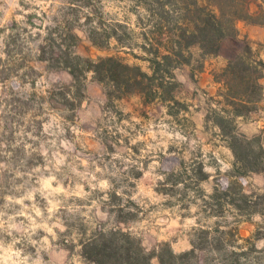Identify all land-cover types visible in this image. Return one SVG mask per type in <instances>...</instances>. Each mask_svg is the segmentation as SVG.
Here are the masks:
<instances>
[{
	"label": "clouds",
	"instance_id": "obj_1",
	"mask_svg": "<svg viewBox=\"0 0 264 264\" xmlns=\"http://www.w3.org/2000/svg\"><path fill=\"white\" fill-rule=\"evenodd\" d=\"M132 3L133 0H123L122 5L120 0H92V6L85 7L83 0H0V72H8V80L0 83V264H97L99 257L94 249L113 236L140 239L146 252L155 246L157 255L151 258L150 264H161L160 254L165 245L173 256L190 251L191 234L202 228L211 230L215 225L217 218L205 219L202 211L204 201L212 194L211 180L217 172L209 164L214 159L223 174L233 171V165L238 162L229 146L230 137H224L218 125L210 124V130L203 131V113L193 134L190 126L178 123L177 118L167 114L166 106L145 119L136 111L138 103L125 106L113 96V107L106 106L108 122L97 133L82 132L80 125L84 119L70 123L65 119L68 113L49 110L47 97L51 86L43 75L35 88L31 81L19 87L18 77L27 70L19 66L23 55L29 49L33 55H39L38 46L46 43L50 33L60 44L64 22L75 19L69 14L70 9L78 10L79 24L73 28L74 34L91 43L90 30L103 34L108 24L128 14L127 7ZM95 9L103 14L106 21L103 27ZM141 12L147 16L143 9ZM89 16L93 21L85 25ZM135 21L136 17L131 16L130 26ZM57 28L59 32L52 31ZM17 34L27 48L24 54L10 58L5 42ZM29 37L35 40L34 44ZM109 44L115 46L116 38ZM60 47L64 49L65 45ZM75 55L73 51V58ZM81 67L80 81L91 87L98 74L95 68ZM9 82L17 85L12 96L5 91ZM32 92L45 98L44 113L36 117L41 122L38 134L36 127L29 123L32 113L21 116L12 110V103L5 104V99L11 101L13 96L18 100L27 99ZM75 94L76 89L70 86L65 93L67 101L76 103ZM133 98L135 94L128 99ZM260 103L264 105V99ZM80 108L85 119L100 115L96 105H90L87 99L80 102ZM118 111L124 112V117L118 116ZM250 117H234L237 131L233 135L241 141L261 135V146H264V110L251 113ZM105 129L106 142L97 138ZM253 148L259 150L256 145ZM172 157L184 160L185 167L177 164L172 172L161 174L162 159ZM200 162L210 177L199 185L205 192L202 198H198L196 191L185 189V184L190 183L187 178L183 183H175V197L157 194L160 185L172 188L169 180L172 174L186 172L195 181L193 169ZM185 192L187 198L181 199ZM169 201L174 207H165ZM185 204L187 208L183 207ZM231 211L235 213V209ZM226 219L230 228L238 226L250 231L259 228L264 232V216L260 214L251 216V226L244 217L226 214ZM252 245L257 250L252 255L264 257V239L257 240L255 236L251 244L238 238L228 251L247 253ZM216 255L213 251L212 256ZM239 260L243 264V256Z\"/></svg>",
	"mask_w": 264,
	"mask_h": 264
},
{
	"label": "trees",
	"instance_id": "obj_2",
	"mask_svg": "<svg viewBox=\"0 0 264 264\" xmlns=\"http://www.w3.org/2000/svg\"><path fill=\"white\" fill-rule=\"evenodd\" d=\"M137 2L139 9L135 24L141 30L140 42L135 41V36L131 38V42L134 43H126L122 36L115 35V38L121 47L131 50L135 59L145 62L146 68L142 64L126 63L114 56L97 60L81 56L76 51L80 38L73 32L75 26L65 21L63 32L60 34V44L65 45V48L61 49L60 44H57L50 33L46 43L38 46L39 55H35L34 59L44 63L47 61L48 69L64 70L71 76L70 83H58L51 87L47 97L49 106L75 110L80 102L86 99L87 86L80 81V77L83 76L81 66H86V69L95 68L99 77L95 81L104 87L109 101L113 96L120 100L135 94L145 104H158L170 109L176 106L178 112H187V105H184L176 95L181 84L176 78L175 71L181 66H189L193 76L203 72L205 58L220 55L225 41H233L239 47V53L228 60L215 78V82L220 83L224 91L219 96L223 98L225 107L212 108L210 112L212 116L207 117L205 121L218 125L223 136L230 137L229 146L238 162L233 165V171L225 174L227 183L229 182L228 190L233 195L231 204L248 213L264 216V202L261 203L264 193L247 194L239 185V179L250 173L264 176V146H261V136L245 138V141H241L233 135L237 131L235 116L248 117L251 113L264 110V106L260 103L264 99V85L261 83L264 61L256 56L247 40L239 38L237 29V23L240 21L264 26V10L252 14L251 0H138ZM141 9L147 13V16L143 15ZM119 26L127 29L123 24ZM52 31L60 30L57 28ZM94 42L96 44L93 40ZM26 47L27 44L19 34L8 37L5 42V51L10 58L24 54ZM134 48L139 49L143 54L134 53ZM73 51L76 52L74 58ZM28 57V53L23 55L19 66L27 70L18 79L20 85H23L34 78L31 85L35 88V80L41 74L31 65L33 59L29 60ZM69 68L71 71L68 70ZM5 80H8V72H0V83ZM9 83L16 85L15 82ZM70 86L76 89L74 96L76 103L67 101L65 97ZM32 95L37 96V93L33 92ZM40 98L45 100L42 95ZM253 145L259 150L256 151ZM201 165L200 163V167ZM219 187L217 183L212 197H218ZM235 195L237 198H234ZM204 233L209 234L206 230ZM141 243L140 239L131 236L123 238L113 236L111 240H104L94 249L95 255L99 257L97 264H150L151 258L157 255L156 249L146 252L141 247ZM194 252L193 245L189 252L173 256L170 248L165 245L160 254L161 264H178L185 255H194Z\"/></svg>",
	"mask_w": 264,
	"mask_h": 264
},
{
	"label": "rangeland",
	"instance_id": "obj_3",
	"mask_svg": "<svg viewBox=\"0 0 264 264\" xmlns=\"http://www.w3.org/2000/svg\"><path fill=\"white\" fill-rule=\"evenodd\" d=\"M137 1L138 0H133V3L127 7V13L130 15L125 14L123 17L116 18L114 24H108L107 29L103 32V34L97 33L94 29L90 30L88 40L91 41V43H87L79 37L80 41L76 48L77 53L81 56L88 57L93 60L114 56L124 60L126 63H138L142 64L143 67L146 68L147 64L145 62H141L135 59L130 52L131 50L127 47H121L117 40L115 46L109 44V41L113 37H115V35L122 36L125 39L126 43H130L132 41L131 38L133 36L136 37L135 41L137 43L140 42L139 33L141 32V30L136 26V24H134V26H130V24L132 23L131 16H135L137 20V9H139ZM73 2H75V0H73ZM97 2H99V0H97ZM120 4H123V0H120ZM83 6L91 7L92 0H83ZM117 7H120V5H117ZM261 10H264V0H251L250 12L252 14H257ZM94 11L95 15L100 18L99 23L101 27H103L106 23V21L103 19V14L99 11V9H95ZM69 14L73 15L75 19L74 21H68V23L74 26L78 25V10L74 8L70 9ZM121 19L123 20V22H120ZM92 21L93 17L89 16L85 19L84 24L90 25ZM120 24L125 25L127 29H124V27L119 26ZM137 29H139V31H137ZM237 29L239 32V38L247 40L255 51L256 56L264 61V26L240 21L237 23ZM24 31H27V29H25ZM93 40L96 41V44L95 42L93 43ZM29 41L33 44L35 43V40H33L31 37H29ZM134 53L141 54L140 51L137 52L135 50ZM237 53H239V47L233 41L227 40L223 45V49L220 55L207 56L205 58L203 72L195 74L193 76L189 66H181L179 69H177L175 71V75L181 85L176 91V95L184 105H187L188 110L187 112H178V107L174 106L171 109L167 108V114L177 118L178 123H183L186 126H190L194 134L198 125L201 123V114L203 113V131L205 133L208 132L210 130L211 122H206L205 120L207 117L212 116L210 114L211 109L213 108L212 105H216L215 109L225 107L223 98L219 96V94L223 93L224 91L222 89L221 84L215 82V78L226 66L228 60L232 59ZM28 55L29 60L33 59V61L31 60V65H33L35 69L41 74L37 79L35 78V81L39 80L40 77L43 75L45 80L49 83L51 87L58 83L68 84L71 82V80L68 79V77H71L68 72L64 70L48 69L46 63L34 60L35 55H33L32 50H28ZM32 79L30 81H32ZM23 85L19 84V87L23 88ZM16 87L17 85H12L8 83L5 86V91L9 96H12L13 90ZM32 93L30 96H28L27 99L21 98L18 100L15 96L12 97L11 101L5 99V104L7 105L8 103H12V110L18 115L24 116L28 113H32V120L29 123L30 125H34L36 127L38 134L41 127V122L37 120L36 117L43 115L44 113V109L42 107L44 100L40 98L41 95H39L37 92V96H33ZM86 94V99L89 101V104L96 105V107L100 110V115L98 117H95V119H93V117H88L87 119H85L84 112L83 110H81L80 105L75 110L55 107L52 108L50 106L49 110L61 113H68V115L65 116V119L68 120L70 123H76L81 119H84V123L80 125V130L82 132L97 133V130L102 128L103 125L108 122V117L105 115L107 107H113V105L111 101L107 99L104 87L96 81H94L91 87L87 86ZM132 96H127L123 99H120V101H122L125 106H127V104L129 103L133 105H136L138 103L139 106L136 108V111H138L139 114L145 119H148L150 117V113L159 112L162 107H165L158 104H145L142 102L140 97L136 95V98L128 99ZM175 113L177 114L175 115ZM181 113H184V115L181 116ZM34 114L36 116H34ZM117 114L120 117H124L125 115L124 112L119 111L117 112ZM131 114L132 112L129 111L128 115ZM248 118H251L250 115L248 116ZM118 122L119 119L117 123ZM21 123H23V121H21ZM93 123H95L96 125L95 128L93 127ZM28 130H31V127ZM68 138H72L70 133L68 135ZM97 138L102 139V141L106 142L108 139L107 130L105 129L103 132H99L97 134ZM193 138L196 137L194 136ZM109 150L112 151L113 149L110 148ZM200 163L202 164L201 167ZM200 163H197L195 168L193 169V175L196 176L195 181H192V177L187 176L186 172L180 175L172 174L169 176V180L173 184L172 188H165L163 185H160V189H157V194L175 197L177 195L175 183H183L184 179L187 178L190 183L185 184V189H192L193 191H196L198 198H202L205 195V192L202 188H200L199 185L201 182L209 181L210 177L209 174L204 173L203 163ZM177 164H179L181 168L185 167V161L182 159H178L177 157H172L167 160L162 159L161 174H164L165 172H172V170ZM209 166L216 167L217 172L215 178L211 180L212 194L209 197L208 201H204V208L202 209V211L205 214V219H210L211 217L215 216L217 220L211 230L207 228H202L198 231H194L191 234L192 238L190 239L189 243L192 245V247L193 245L195 247L194 255H185L182 259L179 260L178 264H240L239 256H243V264H264V257H261L260 255H252V253L257 251L254 245L249 248L247 253L237 254L230 253L228 251L230 247L234 246L235 241L238 238L244 240L245 244H251L253 236H255L257 240L264 239V232L260 231L259 228H256L254 231H250V228H245L242 230L238 226L234 228L228 227L229 222L226 219V214L236 215L237 217H244L248 225L251 226L252 222L250 218L256 213H248L246 210H240L234 204H231L233 195H231L228 190L229 182L227 183L228 180L225 176L227 172L221 174L219 172V167L214 159L211 160ZM204 175L205 178H203ZM217 183L218 185H220V187L218 188V197H212ZM239 185L243 187L244 192L247 194L261 195L264 193V176L257 173H250L245 177H241L239 179ZM226 192L229 194H227ZM186 198L187 196L185 192L184 196H182L181 199ZM234 198H237L236 195L234 196ZM263 202L264 199L261 200V203ZM237 203H239V205L241 204L240 202ZM229 206L231 208H229ZM165 207H174V205H172L171 201H169L165 203ZM183 207L187 208V205L185 204L183 205ZM231 209H235V213H233ZM222 228H225L227 230L222 231ZM205 230L209 232L208 235L204 233ZM209 237H211V239H209ZM154 249H156L155 246L152 248L151 251H153ZM213 251L216 252V256H212ZM187 252L189 251L182 252L180 253V255Z\"/></svg>",
	"mask_w": 264,
	"mask_h": 264
},
{
	"label": "crops",
	"instance_id": "obj_4",
	"mask_svg": "<svg viewBox=\"0 0 264 264\" xmlns=\"http://www.w3.org/2000/svg\"><path fill=\"white\" fill-rule=\"evenodd\" d=\"M261 83L264 84V77L262 78ZM254 136H255V135H254Z\"/></svg>",
	"mask_w": 264,
	"mask_h": 264
}]
</instances>
